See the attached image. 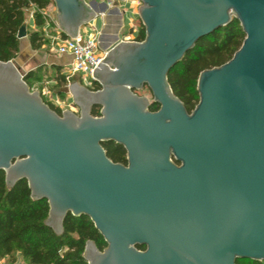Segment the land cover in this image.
<instances>
[{
	"label": "water",
	"instance_id": "obj_1",
	"mask_svg": "<svg viewBox=\"0 0 264 264\" xmlns=\"http://www.w3.org/2000/svg\"><path fill=\"white\" fill-rule=\"evenodd\" d=\"M52 2L67 39L98 20L83 0ZM139 2L144 41H118L119 16L92 77L100 91L78 83L65 90L78 115L59 117L13 62L0 63L6 187L27 183L32 201L47 203L45 227L57 237L69 215L89 219L107 248L86 243L87 264L264 263V0ZM233 23L242 47L199 76L189 115L168 76L200 41ZM145 89L152 102L137 95ZM105 144L125 150L127 169L107 160Z\"/></svg>",
	"mask_w": 264,
	"mask_h": 264
},
{
	"label": "trees",
	"instance_id": "obj_2",
	"mask_svg": "<svg viewBox=\"0 0 264 264\" xmlns=\"http://www.w3.org/2000/svg\"><path fill=\"white\" fill-rule=\"evenodd\" d=\"M51 2L52 0H0V63L13 62L19 54L20 41L17 37L20 29L26 25L25 16L28 13L32 14L34 22V30L28 36L31 51L39 52L50 45L48 34L44 32L47 21L42 12L48 9ZM54 28V25L51 26V31ZM144 39L145 31L140 25L139 36L135 42L142 43ZM244 40L239 24L233 23L200 41L169 74L168 84L171 91L189 115L199 103V76L230 62L241 49ZM43 70L40 68L36 73L30 72L23 76L31 93H35V85L41 83L40 75ZM50 71L55 76L53 90L59 91L58 97L65 99L68 83L61 76V69L51 68ZM90 91L98 92L100 88L93 84ZM42 100L51 111L61 117L63 112L55 109L43 98ZM158 111L159 107L151 104L150 112ZM99 113V109H94L92 116L98 118ZM119 150L123 152L122 148ZM48 214L49 207L46 202L39 204L32 201L27 183L21 182L14 189L8 190L5 175L0 173V263L16 264L21 260L24 264H87L83 259L86 243H94L101 253L107 248L89 219H75L69 215L64 222L63 236L57 237L45 227ZM138 251L144 252L145 249L138 248ZM236 264L264 263L237 261Z\"/></svg>",
	"mask_w": 264,
	"mask_h": 264
},
{
	"label": "built area",
	"instance_id": "obj_3",
	"mask_svg": "<svg viewBox=\"0 0 264 264\" xmlns=\"http://www.w3.org/2000/svg\"><path fill=\"white\" fill-rule=\"evenodd\" d=\"M83 1L85 4L96 10L97 19H101L104 22L103 27H105L106 19L110 18V15L113 12H117L118 16L125 17L126 13L124 11L122 12L125 8L141 7L139 0H108L101 5H98L95 0ZM116 2L121 3L120 9L113 7ZM55 12V6L53 2H51L48 9L45 12H42V16L47 21V25L44 28L45 33L48 34L51 31L50 27L53 25L55 26L53 33L50 36V40L53 43L56 55L58 57H67L71 59L70 65L62 70L61 76L66 79L68 86L71 84V81L78 79V84L90 91L93 87L92 77L94 71L102 63L105 56V54L101 52V38L103 31L100 32L99 29L95 28L93 22L87 26L93 27H90L92 28V34L88 37L83 33V30H81L75 40L67 39L56 27ZM124 30L125 28L122 27L118 35V41L135 42L138 39L139 34L134 33L133 31L128 35L122 36L121 34ZM89 78L91 81L88 80Z\"/></svg>",
	"mask_w": 264,
	"mask_h": 264
},
{
	"label": "rangeland",
	"instance_id": "obj_4",
	"mask_svg": "<svg viewBox=\"0 0 264 264\" xmlns=\"http://www.w3.org/2000/svg\"><path fill=\"white\" fill-rule=\"evenodd\" d=\"M96 3L98 5H101L103 2H107L108 0H95ZM114 8H119L121 7V3L116 2L113 6ZM131 9L132 12V16L133 19L132 21H125L126 22V28L125 30L122 32V36L129 34L130 31H133L134 33H138L140 31V23L138 20V9L139 7H132ZM114 15L111 14L110 17H113ZM32 17L31 13H28L25 16V20H26V24H28L29 22V18ZM95 28L99 29L100 32L103 31V24L104 22L101 19L96 20L94 23ZM108 24V23H107ZM92 27V26H90ZM87 27V28H83V33L86 34V36L88 37L89 35H91V30L92 28ZM119 27V23L114 19L113 22L111 24L108 25V27L106 28V30H108V33L104 36V38L101 41V52L104 53L108 48H110V46H112L114 44L113 42V37L117 36L114 35L116 34L117 28ZM90 30V32H89ZM127 31V32H126ZM31 32V30H28V36L29 33ZM53 33V30L51 31ZM48 38L50 40V34L48 33ZM26 40V39H25ZM23 40V41H25ZM23 41H20L19 43V54L15 57V59L13 60V63L16 61H20L21 57L26 58L24 55V46H23ZM27 41H28V37H27ZM36 54V55H35ZM32 57L28 59H25V62L30 61L29 65L31 66V69H33V72L36 73V71L38 69H44L43 72L41 73L40 77H41V83L36 84L35 85V89L34 91H36L37 93L41 92L42 98L44 99L45 102H47L48 104H50L51 106H53L55 109H59L61 112H66V111H70L74 114H79V111L77 109H75L72 104H71V100L69 96H66L65 99L59 98L58 97V92L56 90H53L54 87V83H53V79L55 78L54 76V72L50 71V68L44 65V59H57V55L54 51V47H53V43L50 40V45H48L47 47L43 48L41 51L34 53L32 52ZM67 67V66H66ZM20 73L25 76L26 75V70L25 68H21ZM89 81H91V79H88ZM72 84V81H71ZM139 97L142 98H146L148 99L150 102H152V97L151 94L149 93L148 90H144L140 93H138ZM16 264H24L21 260H18L16 262Z\"/></svg>",
	"mask_w": 264,
	"mask_h": 264
},
{
	"label": "crops",
	"instance_id": "obj_5",
	"mask_svg": "<svg viewBox=\"0 0 264 264\" xmlns=\"http://www.w3.org/2000/svg\"><path fill=\"white\" fill-rule=\"evenodd\" d=\"M102 10V9H101ZM132 10L133 9H131V7H127V8H125L124 10H122V12L124 11L125 13H126V16L124 17H122L123 18V25H122V27H124V28H126V20L128 21H132V19H133V16H132V14H131V12H132ZM114 16L113 17H110V20H109V24H111L112 22H113V20L115 19L118 23H119V20H118V18H119V16H118V13L117 12H113L112 13ZM106 24V23H105ZM26 26H27V28L28 29H30L31 31H33L34 30V22H33V19L30 17L29 18V22H28V24H26ZM86 28V27H85ZM103 31H104V27H103ZM127 32V31H126ZM131 32V31H130ZM130 32H129V34H130ZM27 35H28V32H27ZM114 35H116V34H114ZM122 35V34H121ZM126 35H128V34H126ZM125 36V35H124ZM116 37V36H115ZM115 37H113V38H115ZM118 37V36H117ZM113 42H114V39H113ZM23 48H24V55H25V57L26 58H23V57H21V59H20V61H16V62H14V64H15V66L19 69V71L21 70V68L23 67V68H25V70H26V75L27 74H29L30 72H33V69H31V66L29 65V63H30V61H28V62H25V59H28V57L29 58H31L32 57V51H31V47H30V45H29V42L27 41V39L25 40V41H23ZM34 53H37V52H34ZM36 55V54H35ZM44 65L45 66H47V67H49L50 69L51 68H58V69H61V72H62V70L66 67V66H68V65H70V63H71V59L70 58H63V57H58L57 56V59H44ZM72 83H78V79H74L73 81H72ZM71 85V84H70ZM71 100V99H70ZM71 104H72V101H71ZM0 264H6V262H1Z\"/></svg>",
	"mask_w": 264,
	"mask_h": 264
},
{
	"label": "flooded vegetation",
	"instance_id": "obj_6",
	"mask_svg": "<svg viewBox=\"0 0 264 264\" xmlns=\"http://www.w3.org/2000/svg\"><path fill=\"white\" fill-rule=\"evenodd\" d=\"M119 148H121V147H118L115 144H105L103 146V151L106 155L107 160L111 164L127 169L128 168L127 153L125 152V150L123 148H122L123 152L121 150H119ZM177 166L179 167V165H177Z\"/></svg>",
	"mask_w": 264,
	"mask_h": 264
}]
</instances>
